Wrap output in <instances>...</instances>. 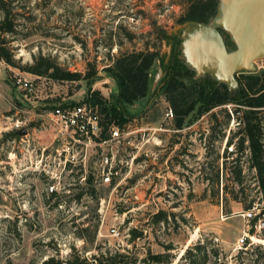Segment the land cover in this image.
I'll return each mask as SVG.
<instances>
[{
    "label": "rangeland",
    "instance_id": "1",
    "mask_svg": "<svg viewBox=\"0 0 264 264\" xmlns=\"http://www.w3.org/2000/svg\"><path fill=\"white\" fill-rule=\"evenodd\" d=\"M10 1L17 27L6 37L12 39L8 44L20 63L13 66L0 59V264L9 258L17 264L32 260L39 264L57 251L66 257L72 245L83 250L85 241L79 233L89 237L96 223V244L130 249L140 260L148 250L166 252V246L172 245V264H177L189 245L209 239L219 248L220 257H212L208 264H264V229L256 231L261 242L255 240L248 250L238 245L251 228L242 216L248 209L246 202L253 200L264 209L256 171L249 167L247 154L241 158L242 184L223 168L216 183L215 165L223 166L228 138L238 129L234 116L225 123V110L232 112L235 104L216 107L183 129L172 128V118L166 116L169 104L161 90L171 65L164 63L171 50L167 41L189 0ZM2 17L0 11V20ZM159 30L168 37L158 38ZM221 31L228 47L235 48L229 35ZM155 44L160 56L150 72L149 94L125 111L132 115L127 123L140 132L134 137L138 146L125 150L129 164L121 184L114 187L93 180L95 191L90 193V186L80 176L94 171L92 149L84 167H72L60 179L53 178L51 175L62 172L60 160L65 157L58 149L66 147L43 119L29 118L25 111L40 114L54 104L81 102L90 87L113 100L118 86L103 70L108 51L153 49ZM39 53L55 57L67 70L81 72L82 78L56 80L22 69ZM180 55L181 51L180 61L189 67ZM255 65V72L264 71V59ZM93 67L100 77L95 82L84 77ZM19 77L33 81L34 89L25 90L17 82ZM198 77L195 72L194 78ZM17 119L30 126L26 134L13 137L8 132L14 130ZM143 153L148 154L145 162ZM237 156L236 152L230 154L228 161ZM52 184L62 199L60 205L51 195ZM159 210L172 213L168 222H154L153 215ZM132 228L142 236L131 240ZM140 260L137 264H145Z\"/></svg>",
    "mask_w": 264,
    "mask_h": 264
},
{
    "label": "trees",
    "instance_id": "2",
    "mask_svg": "<svg viewBox=\"0 0 264 264\" xmlns=\"http://www.w3.org/2000/svg\"><path fill=\"white\" fill-rule=\"evenodd\" d=\"M219 8V0H189L186 11L178 19V23L187 20H197L210 22L216 15ZM12 1L0 0V11L3 15L0 20V59L9 65L19 66L20 61L16 59L14 52L9 46L12 39L6 37L7 32H15L17 27L16 13L13 11ZM158 38L168 37L164 31H158ZM132 38V37H130ZM232 42V41H231ZM230 44L227 42V45ZM232 44L235 46L234 42ZM108 64L103 68L104 72L115 79L118 92L113 100L105 97L99 89H92L81 102H88L99 107L100 113L104 116V133L112 124L123 126L132 119V115L126 113L128 106L146 98L151 89L152 75L150 74L156 59L160 56V51L155 44V48L130 49L114 53L111 50L107 53ZM55 57L39 53L34 57L33 62L22 66V69L38 76H49L56 80H76L82 78V73L70 71L61 67ZM93 63V62H91ZM195 71L184 66L178 57L174 63L168 67L162 92L169 107L174 112L171 127L183 129L190 125L194 118L209 113L214 108L229 103L235 104L232 112L225 110V123L229 124L232 116L238 120V129L235 130L227 142V154L223 162L215 165L216 183H219L220 172L230 170L235 180L242 184L243 166L241 158L247 154V162L250 168L255 169L257 184L264 197V71L249 72L242 71L237 74L239 87L231 90L229 86L213 79L209 74L194 78ZM85 78H90L95 82L100 77L96 67L89 71ZM67 103V102H66ZM71 103H76L71 101ZM56 104L51 106L53 108ZM217 118V114H213ZM8 134L18 137L16 130H11ZM235 145V151L229 152L228 146ZM236 152L238 156L228 161L230 154ZM216 164V163H215ZM213 163H211V166ZM86 183L90 186V193L93 195L95 188L93 184V174L87 175ZM84 193H80L81 197ZM52 196L57 197V205L62 199L60 194L53 190ZM255 205V201L246 202L248 209ZM171 212L159 210L153 215L154 222L169 221ZM175 215V214H173ZM258 217L252 220L255 223ZM88 231L89 227H82ZM99 231V224H94L92 234L79 233L84 239L83 250L72 245V250L66 257H62L59 251L52 253L39 264H137L139 256L130 249L113 250L101 244H96ZM253 231V229H252ZM131 240H136L142 236L137 228L130 230ZM172 245L166 246V252L153 253L147 251L141 260L145 264H172V257L169 250ZM248 250V249H247ZM91 251L90 255L86 254ZM220 250L213 240H198L189 245L177 264H208L212 257L216 260L220 257ZM140 260V261H141ZM5 264H17L11 258ZM30 264H38L34 260Z\"/></svg>",
    "mask_w": 264,
    "mask_h": 264
},
{
    "label": "built area",
    "instance_id": "3",
    "mask_svg": "<svg viewBox=\"0 0 264 264\" xmlns=\"http://www.w3.org/2000/svg\"><path fill=\"white\" fill-rule=\"evenodd\" d=\"M17 82L27 91L34 89V83L30 79L19 77ZM25 112L30 115L29 118L38 116V119H43V123L48 124L53 130L55 137L59 138L66 147L62 151L58 149V154L62 155V153H65V157L63 160H60L62 172L58 176L56 175V177L51 175L53 178L60 179L62 174L72 167H84L89 150L92 149L95 151L96 158V165L94 171H92L95 184L114 185V187L121 184V180L125 178V171L129 164V161L125 159V150L138 146V142H135L134 137L135 134L140 132L139 129H134L130 123L123 126L112 124L108 127L106 133L103 134L105 125L103 124V116L100 113L99 107L88 102L56 104L53 108L41 110L40 114H35L29 110ZM166 116L170 118L174 117L171 107L166 110ZM28 126H30V123L17 119L14 122L13 129L19 130ZM228 149L230 150L229 152L235 151L233 144L228 146ZM147 156V153L141 155L144 162ZM86 179L87 174L82 173L80 176L81 182L85 184ZM54 188L55 186L52 184L50 190L53 191ZM242 216L250 223L251 228L249 232L252 234L255 231L252 235L249 232L244 233L238 240V245L241 248L247 249L257 240L256 231L264 229V209L261 210L255 204L243 211ZM255 217L258 218L255 223H252ZM113 232L117 233L116 229H113Z\"/></svg>",
    "mask_w": 264,
    "mask_h": 264
},
{
    "label": "water",
    "instance_id": "4",
    "mask_svg": "<svg viewBox=\"0 0 264 264\" xmlns=\"http://www.w3.org/2000/svg\"><path fill=\"white\" fill-rule=\"evenodd\" d=\"M218 10L212 22L187 20L173 33L180 35V56L197 76L209 74L233 90L238 72H255L256 61L264 59V0H219ZM221 29L235 48L228 47ZM16 132L24 135L27 128Z\"/></svg>",
    "mask_w": 264,
    "mask_h": 264
},
{
    "label": "flooded vegetation",
    "instance_id": "5",
    "mask_svg": "<svg viewBox=\"0 0 264 264\" xmlns=\"http://www.w3.org/2000/svg\"><path fill=\"white\" fill-rule=\"evenodd\" d=\"M181 41L180 35L177 33H173L170 37H168L167 43L171 46V50L166 53V59L164 61L166 65L174 63L179 57V53L181 51ZM167 57H169L168 61Z\"/></svg>",
    "mask_w": 264,
    "mask_h": 264
},
{
    "label": "bare ground",
    "instance_id": "6",
    "mask_svg": "<svg viewBox=\"0 0 264 264\" xmlns=\"http://www.w3.org/2000/svg\"><path fill=\"white\" fill-rule=\"evenodd\" d=\"M257 241H258V242H261L260 240H258V238H257ZM263 243H264V241H263Z\"/></svg>",
    "mask_w": 264,
    "mask_h": 264
}]
</instances>
